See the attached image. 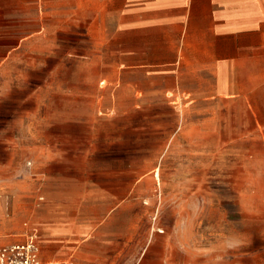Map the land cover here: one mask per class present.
I'll return each instance as SVG.
<instances>
[{
  "label": "crops",
  "instance_id": "1",
  "mask_svg": "<svg viewBox=\"0 0 264 264\" xmlns=\"http://www.w3.org/2000/svg\"><path fill=\"white\" fill-rule=\"evenodd\" d=\"M47 6L0 0V59L63 33L60 7L51 24ZM84 8L88 39L103 44L92 57L118 73L154 77V155L168 153L174 137H160V123H189L190 114L208 109L215 121L225 114L250 124L255 137V124H264V0H70V27L78 30ZM73 102L69 110L32 116L13 136V148L22 139L25 161L5 166L0 246L33 231L41 264H176V252L184 260L185 233L153 226L154 180H128L125 164L110 162V123L125 116H112L94 98ZM175 171L167 167V181L180 185Z\"/></svg>",
  "mask_w": 264,
  "mask_h": 264
},
{
  "label": "rangeland",
  "instance_id": "2",
  "mask_svg": "<svg viewBox=\"0 0 264 264\" xmlns=\"http://www.w3.org/2000/svg\"><path fill=\"white\" fill-rule=\"evenodd\" d=\"M47 2V22L54 24L60 6ZM60 9L62 34L31 42L29 50L11 48L0 59V225L8 206L5 166L25 161L22 139L13 148V136L34 115L94 98L112 116H125L110 123V162L125 164L128 180L143 174L154 180V228L180 232V238L185 233V258L176 252V264H264V124H255L252 138L250 124L230 122L225 114L215 121L202 109L189 123H160V137H174L168 153L154 155V77L103 67L102 58L92 57L103 44L87 37L86 9L79 10L78 30L69 26L70 0ZM102 30L95 27V33ZM168 166L180 185L167 181Z\"/></svg>",
  "mask_w": 264,
  "mask_h": 264
},
{
  "label": "built area",
  "instance_id": "3",
  "mask_svg": "<svg viewBox=\"0 0 264 264\" xmlns=\"http://www.w3.org/2000/svg\"><path fill=\"white\" fill-rule=\"evenodd\" d=\"M38 252L37 235L29 231L23 240L0 246V264H41Z\"/></svg>",
  "mask_w": 264,
  "mask_h": 264
}]
</instances>
